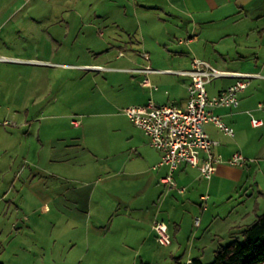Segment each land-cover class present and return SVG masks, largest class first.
<instances>
[{"label":"rangeland","instance_id":"1","mask_svg":"<svg viewBox=\"0 0 264 264\" xmlns=\"http://www.w3.org/2000/svg\"><path fill=\"white\" fill-rule=\"evenodd\" d=\"M17 4L22 3L15 1ZM29 5L36 10L34 19L25 15ZM116 5L115 0H29L5 21L0 19L1 52L42 62L16 66L13 71L0 63L1 104L15 99L12 110L19 106L28 110L22 119L15 118L17 112L11 110L3 119L15 125L1 126L17 130L23 140H33L41 154L32 163L20 159L23 173L18 180L0 179V195L8 189L0 201V261L4 264H186L194 243L203 246L202 263L211 264L213 251L230 239L214 237L211 221L217 218L215 214L209 217V209L221 205L228 210L252 193L248 182H254V172L248 181V174L239 172L245 167L229 164L225 179L213 185L218 197L214 202L209 199L208 210L191 206L200 220L202 217L198 228L190 224L192 203L174 191L166 194L168 188L157 179L127 173L107 178L116 171L110 168V161L137 154L136 143L144 139L140 129L119 111L124 106L122 100L113 108L122 115L101 114L98 106V101L118 92L107 89L109 93L103 95L100 86L105 79L114 74L123 81V71L116 74L105 69L120 64L110 59L118 49L104 43L114 35L113 22L119 20ZM243 10L263 13L264 0H251ZM39 89L45 97L40 102V97L34 96ZM122 95L134 99L132 92ZM73 119H79L80 124L73 125ZM247 134V146L259 145L264 151V131L248 129ZM61 148L63 167L50 164L49 155ZM40 156L44 162L39 161ZM47 165L50 171H62L63 179L48 176ZM29 168L32 176L26 180ZM256 178L262 182L261 177ZM139 189L144 196L136 195ZM164 196L176 201L174 204L183 203L174 214L177 220L183 219V225L174 238L170 234L169 245L155 240L149 223L156 214L171 226V201H164ZM130 204L144 209L143 219L138 221L137 210L126 211ZM256 204L263 212L264 197ZM233 238L242 242V236Z\"/></svg>","mask_w":264,"mask_h":264},{"label":"crops","instance_id":"2","mask_svg":"<svg viewBox=\"0 0 264 264\" xmlns=\"http://www.w3.org/2000/svg\"><path fill=\"white\" fill-rule=\"evenodd\" d=\"M15 1L22 4L15 5ZM249 1L251 0H115L118 10H116V17L119 20L113 22L115 28L112 31H115L112 34L114 35L105 40L104 43L118 49V53L110 59L120 64L105 69L111 70L116 74L119 71H123V73H120L123 76V81L117 79L119 77H115L114 74L107 80L105 79V82L100 86L102 93H104L103 95H105V91L108 92L107 89H117L118 92L114 93L113 96L108 95L109 98L106 97L98 101V106L100 105L101 107L100 113L111 117L122 115L118 113V110L115 111L113 109L118 100L123 101L121 102L124 105L122 107L144 103L149 98H152L157 104L173 103L184 107L187 100L186 85L190 82V76L168 72L167 70L186 71L190 68L193 57L204 59L221 70L258 74V76L251 78L248 86L238 94V105L236 107L211 108L212 113L219 115L225 123L233 127L234 134L232 136L224 134L211 122L203 125L205 132L218 141L215 151L220 153L223 158L222 162L216 164V170L209 180L201 176L198 168L181 165L174 170L173 178L178 186L186 187L183 193H178L174 188H168L161 183L159 178L166 174L167 168L160 163V152L149 144L147 136L138 127L144 139H140L136 143L134 151L137 154H129L121 161H110L112 166L110 168L116 169V171L107 172V178L112 177L114 174L126 173L138 178L142 175H147L154 180L157 179L163 187L168 188L166 194L174 191L177 196L183 195L188 202L192 203L189 206L191 209V223L190 221L189 223L191 227H194L193 217L196 216L197 211L194 212L191 206H194L196 210L199 209L200 195L205 192L209 195L208 201L209 199H212L213 202L216 200L218 194H215L213 185L218 180L225 179V168L230 164L228 162L230 155L235 151H240L244 156L253 158V162L243 166L246 170L239 171L241 174L244 171L245 174H248V181H250V173L254 172V182H248L252 193L246 199L250 198L251 200L249 199L246 202L243 199L242 204L240 202L233 204L228 210L218 205L216 210L212 207L208 211L209 217L215 214V218L218 220H210L214 225V237L222 238L225 235L230 240L233 237L242 236L244 227L252 223L257 215L261 213V207L256 203L257 200H261L264 197V151L259 149V145H253L250 148L247 146L250 140L249 134H247L248 129L264 131V12H245L243 7ZM28 2L29 0H0L1 21H5L13 12L20 11ZM10 9L11 11L5 15ZM34 10V6L29 5L25 15H32L34 19V13H36V10ZM42 13L44 14V12ZM228 17L231 18L227 20ZM223 20H227L226 22L228 23L223 22ZM190 35H194V37L189 38ZM180 38H189V40L180 42L178 40ZM2 48H0V56L4 57V59H0V63L6 64L9 71H13L16 66L42 64L40 61L21 58L18 55H7L1 52ZM123 51L128 52L124 53ZM144 53H147V57L144 56ZM146 65H149L153 70L147 73L138 70ZM144 77H148L155 87L142 86L140 81ZM233 80V77H221L213 80L207 85L208 94L214 95L218 93L232 83ZM99 85L101 84L99 83ZM121 90L125 92H121ZM37 92L39 94L37 93L34 96L40 97V102L45 98L44 93H40V89ZM131 92L134 93V99L130 98L128 100L122 95ZM17 96L13 98H17ZM121 96L124 97L119 99ZM1 99L2 93L0 92V120L4 118V115L9 114L16 104L15 99L1 104ZM24 108L19 106V108L12 110L13 113L17 112L14 117L17 119L21 117L22 119L23 113L27 115V109L22 111ZM252 120H255L256 123L252 124ZM1 125L0 179L4 177L10 179L12 177L18 180L20 174L23 173V169H20V159L23 161L27 159L32 163L33 159L36 160L35 156L41 154L38 150L36 151V145L33 140H23L24 137L20 138L17 130L4 128ZM260 152H262V156L259 155ZM49 157L50 164L56 163L59 167H63L62 148L59 149L58 153L50 154ZM39 161L44 162L41 156ZM46 167L45 171L48 176L63 179L62 171H50L51 168L49 166L48 168ZM243 167L238 166L237 168L243 169ZM25 175H27L26 180L32 176L31 168H29L28 172L26 170ZM257 176L262 178V182L257 181ZM9 179L6 181V185L10 184ZM98 179V181H101L102 177H98ZM147 183L149 184L150 182ZM6 191L8 192V189ZM6 191L0 195V201L4 199ZM138 191L140 192L138 193ZM138 191L136 195H143L142 190L139 189ZM253 197L254 199L252 200ZM167 198L168 196H164L163 199L164 201H171L170 211L168 210L171 226L163 218H158L156 214H154L149 223L155 218L163 220L174 238L181 231L183 219L177 220L176 215H174L179 204H174L176 201ZM182 204L181 206L179 205L180 208L183 206ZM125 209L126 211L137 210L138 221L143 219L142 213L144 209L140 206L133 208L132 204H130ZM233 213L236 214L233 216ZM190 215L186 218L189 219ZM231 215L233 217H230ZM123 216L126 218L127 215L124 213ZM201 225L202 217L198 228ZM202 248L203 246L194 243L186 263L193 257H199L202 261L204 255Z\"/></svg>","mask_w":264,"mask_h":264},{"label":"built area","instance_id":"3","mask_svg":"<svg viewBox=\"0 0 264 264\" xmlns=\"http://www.w3.org/2000/svg\"><path fill=\"white\" fill-rule=\"evenodd\" d=\"M194 37L190 35L189 38ZM189 38H180V42H187ZM147 57V53H144ZM4 59V57H0ZM142 72H150L153 69L146 65L138 69ZM187 74L190 82L186 85L187 100L184 107L173 103L157 104L152 98L144 103L132 104L119 109L136 127L140 128L148 138L149 144L161 154L160 163L165 165L167 172L159 178V181L168 188H174L178 193L186 190L185 186H178L173 178V172L181 165H189L198 168L200 174L209 180L216 170V164L222 162V155L215 151L218 145L216 139L211 138L203 129L207 122L213 123L224 134L232 136L233 127L225 123L221 117L211 112L214 107L232 108L238 105V94L249 84L251 78L258 76L257 73L221 70L212 66L204 59L193 57L190 68L183 70H167ZM221 77H233L232 83L214 95H209L207 85ZM140 84L144 87L153 88L148 77H144ZM256 121L252 120V124ZM0 124L15 125L7 119ZM72 124L78 126L79 119H73ZM253 158L244 156L240 151L233 152L228 162L234 166L243 167L253 162ZM209 195H200L199 208H207ZM200 216L193 217V226L198 227ZM151 229L155 234V240L162 245L171 243V235L167 224L160 219L151 223ZM190 259L187 261V263Z\"/></svg>","mask_w":264,"mask_h":264},{"label":"trees","instance_id":"4","mask_svg":"<svg viewBox=\"0 0 264 264\" xmlns=\"http://www.w3.org/2000/svg\"><path fill=\"white\" fill-rule=\"evenodd\" d=\"M186 264L203 263L199 257H193ZM211 264H264V211L244 227L242 242L233 238L214 250Z\"/></svg>","mask_w":264,"mask_h":264}]
</instances>
